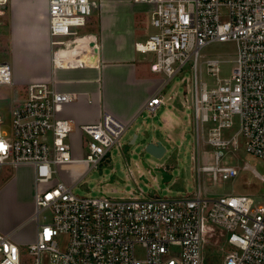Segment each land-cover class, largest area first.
Listing matches in <instances>:
<instances>
[{"label": "built area", "instance_id": "built-area-1", "mask_svg": "<svg viewBox=\"0 0 264 264\" xmlns=\"http://www.w3.org/2000/svg\"><path fill=\"white\" fill-rule=\"evenodd\" d=\"M8 1L0 0V16ZM131 1L153 6L156 31L136 42L135 49L154 53L151 70L166 75L138 115H157L165 103V87L192 61L198 176L202 169L211 171L215 180L220 174L235 177L237 168L218 162L224 149L238 148L240 134L247 138V151L264 159V0ZM48 11L53 67L81 64L95 55L96 45L87 37L84 45L64 40L77 34L73 28L88 23L92 0H49ZM215 41H235L237 56L232 74L225 78L219 77V57L206 60L208 72L218 76L210 87L207 81L200 83L198 63L200 50ZM12 82L11 65L0 61V85ZM73 97L49 82L32 83L25 101L13 108L12 134L0 130V173L4 165H32L34 170L36 212L31 219L37 220V236L29 245L33 264H202L207 222L225 231L219 236L223 241L216 240L225 254L223 264H264V203L256 205L251 195L206 197L200 183L194 196H115L103 190L100 196L76 194L74 187L120 146L130 123L105 113L100 122L82 125L88 149L84 157L75 158L68 141L71 120L57 116L58 106ZM236 118L238 132L225 139L223 130ZM205 123H211L207 142L216 148L217 165L201 167ZM83 162L89 167L75 181L60 177L62 165ZM243 168L264 180L249 163ZM47 208L52 221L43 223L40 214ZM61 234L67 235L64 248L57 239ZM12 237L0 231V264H23L21 246Z\"/></svg>", "mask_w": 264, "mask_h": 264}, {"label": "rangeland", "instance_id": "rangeland-1", "mask_svg": "<svg viewBox=\"0 0 264 264\" xmlns=\"http://www.w3.org/2000/svg\"><path fill=\"white\" fill-rule=\"evenodd\" d=\"M11 1V5L9 1L7 3V5L9 4L7 6L9 14L11 7L13 10V7L17 6L18 8L22 4L20 2L22 0ZM92 1L96 3L93 4V15L91 17H96L100 11L99 0ZM35 3L49 10V0H35ZM4 16L0 18V61H6L12 64L13 68L18 69V49H15L16 61L15 52L12 55L9 43L10 22L6 24ZM145 16L148 19L147 30H149V34L155 32L156 29L150 24L152 11L145 12ZM13 19L16 22L15 16ZM73 29L87 32L88 28L82 26ZM12 37H14L17 44L16 34L14 33ZM41 46V50H44L45 45ZM140 53L146 55L148 59L153 58L150 64L155 61L154 53ZM24 54H27V52ZM236 56L237 43L235 41H215L204 46L200 50L198 63L200 83L201 81H207L210 87L217 83L218 76L211 75L207 70V59L215 57L221 59L219 77L225 78L232 74ZM39 59L36 58V60ZM14 60L16 64H14ZM24 64L26 63L24 62ZM28 66L29 64L26 67ZM42 66L43 62L39 60L28 69L26 75H36V72L40 71ZM155 74L162 78V84L166 75L163 72H155ZM22 88L23 86L16 84L0 85V130L7 132L9 136L12 134L14 99L19 98L20 93L23 94L21 92ZM162 94L165 103L158 108L157 115L151 116L148 111H145L137 123L146 120L144 129H147L150 133L148 140L161 141L167 148L165 155L158 159L144 154L142 151L143 146L139 144L143 129L133 143L135 135V126H133L121 136L120 146L112 148L109 157L89 172L81 183L74 187L73 191L78 195L89 196H100L102 190L107 195L115 196H194L197 185L200 183L202 196L218 197L248 194L254 197L256 205L263 204L264 180L257 177L251 169H245L243 166L249 163L264 175V159L247 151V138L242 134L238 136V148L231 146L224 149V154L218 162V166L232 165L237 168L238 174L235 177L224 178L220 174L215 180L211 171L202 169L198 176L197 161L194 158L197 154V144L193 109L192 61L188 62L182 71L167 84ZM210 125L211 123L204 124L201 135L199 145V164L201 167L217 165L215 160L216 148L207 142ZM239 128V120L236 118L232 127L223 130V137L229 139L238 132ZM87 149V143H84L80 154L86 152ZM144 161L153 166L158 164L167 166L173 173V179L163 183L159 174L152 175L144 167ZM73 164L77 166L72 170L76 179L89 167V164L85 162ZM142 175L148 180L147 182L141 178ZM54 177L56 179L58 175ZM102 183L103 187L101 186ZM113 189H116V191H112ZM34 194L35 178L32 166H3L0 173V231L3 233L14 231L12 238L21 246L23 264H33L34 260L29 253V245L36 240L37 236V220L35 218L31 219L36 212ZM52 216V210L47 208L41 212L40 221L43 223L46 221L51 222ZM206 228L202 264H223L225 254L220 250L216 240L218 237L223 241V237L219 236H222V233L225 235V231L212 222H207ZM57 239L60 241V246L64 248L67 244V235L61 234ZM46 254L44 252L43 257L47 260L48 256ZM138 254H142V252Z\"/></svg>", "mask_w": 264, "mask_h": 264}, {"label": "crops", "instance_id": "crops-1", "mask_svg": "<svg viewBox=\"0 0 264 264\" xmlns=\"http://www.w3.org/2000/svg\"><path fill=\"white\" fill-rule=\"evenodd\" d=\"M20 2L22 4L18 8L16 6L12 10L11 7L10 14L8 4L5 10L8 14L5 12L6 16H0H4L6 24L10 22L9 43L12 55L18 49V61L15 52L18 69L10 64L13 82L5 84L23 86V94L20 93L19 98L14 99V106L25 101L29 85L35 82L46 81L58 91L73 94L71 101L58 106L57 116L71 120L72 130L68 141L75 158H82L86 153L80 154L84 143H87L82 125L100 122L105 113L130 123V128L135 126V133L144 130L146 120L137 123L141 117L138 114L148 99L159 90L162 78L151 71L150 62L153 58L148 59L138 52L135 43L152 34L147 30L145 12L152 11L153 6L131 0H99L100 11L96 17L90 16L85 25L87 32L77 30L76 35L64 38L70 45H84L86 40L83 38L87 37V41L96 45L94 50L98 54L97 63L91 62V53L89 60L82 59L81 64L53 67L49 11L36 4L35 0ZM9 3L11 5L12 1L9 0ZM14 33L17 44L12 37ZM41 45H45L44 50H41ZM36 58L42 60L43 66L36 75L27 76L28 69L39 61ZM75 167L74 164L62 165L60 177L75 181L72 173ZM8 233L13 235L14 231Z\"/></svg>", "mask_w": 264, "mask_h": 264}, {"label": "water", "instance_id": "water-1", "mask_svg": "<svg viewBox=\"0 0 264 264\" xmlns=\"http://www.w3.org/2000/svg\"><path fill=\"white\" fill-rule=\"evenodd\" d=\"M92 45H94L92 43ZM97 52V51H96ZM97 57L98 54L96 53L92 58H91V62L93 64L97 63ZM143 135L140 139L139 144L143 146V153L144 154H148L150 156H153L155 158H162L166 151L167 148L166 146L161 142V141H150L148 140L150 133L147 129H144L142 131ZM140 132L135 133L134 135V139H133V143L136 141V139L139 137ZM143 165L145 168H147L152 175H156L159 174L161 176V181L163 183L169 182L173 179V173L170 171V169L163 165V164H158V165H149V163H147L146 161L143 162ZM142 179H145V181L147 182L148 180L142 175L141 176Z\"/></svg>", "mask_w": 264, "mask_h": 264}, {"label": "snow or ice", "instance_id": "snow-or-ice-1", "mask_svg": "<svg viewBox=\"0 0 264 264\" xmlns=\"http://www.w3.org/2000/svg\"><path fill=\"white\" fill-rule=\"evenodd\" d=\"M0 147H2V146H0Z\"/></svg>", "mask_w": 264, "mask_h": 264}]
</instances>
